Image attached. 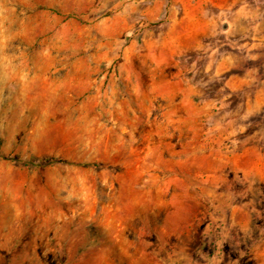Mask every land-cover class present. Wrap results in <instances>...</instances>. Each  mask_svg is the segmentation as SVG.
<instances>
[{
	"label": "clouds",
	"instance_id": "obj_1",
	"mask_svg": "<svg viewBox=\"0 0 264 264\" xmlns=\"http://www.w3.org/2000/svg\"><path fill=\"white\" fill-rule=\"evenodd\" d=\"M226 243L264 264V0H0V264Z\"/></svg>",
	"mask_w": 264,
	"mask_h": 264
},
{
	"label": "rangeland",
	"instance_id": "obj_2",
	"mask_svg": "<svg viewBox=\"0 0 264 264\" xmlns=\"http://www.w3.org/2000/svg\"><path fill=\"white\" fill-rule=\"evenodd\" d=\"M174 71V69L172 70ZM103 227H111V220L106 219L104 222ZM120 227H123V225H120ZM228 245L227 243L222 246L221 248V253H222V259L220 261V264H226L227 261V256L229 254L228 252ZM40 253L45 257V260L47 261L46 264H67L68 261V255H67V250L62 249L60 251H57L55 248H49V246H42L40 248ZM63 253V254H61ZM212 255L215 254V247L213 246L212 249Z\"/></svg>",
	"mask_w": 264,
	"mask_h": 264
}]
</instances>
